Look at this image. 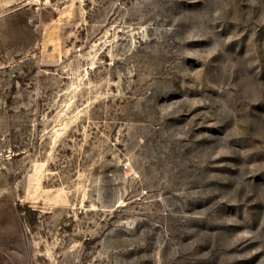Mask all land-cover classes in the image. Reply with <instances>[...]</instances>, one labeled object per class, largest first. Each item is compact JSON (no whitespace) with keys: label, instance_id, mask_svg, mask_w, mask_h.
Returning a JSON list of instances; mask_svg holds the SVG:
<instances>
[{"label":"rangeland","instance_id":"obj_1","mask_svg":"<svg viewBox=\"0 0 264 264\" xmlns=\"http://www.w3.org/2000/svg\"><path fill=\"white\" fill-rule=\"evenodd\" d=\"M0 264H264V0H0Z\"/></svg>","mask_w":264,"mask_h":264}]
</instances>
